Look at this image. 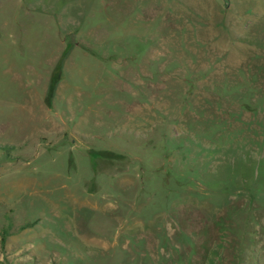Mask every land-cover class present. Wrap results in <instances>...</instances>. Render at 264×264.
<instances>
[{"label":"rangeland","instance_id":"rangeland-1","mask_svg":"<svg viewBox=\"0 0 264 264\" xmlns=\"http://www.w3.org/2000/svg\"><path fill=\"white\" fill-rule=\"evenodd\" d=\"M0 264H264V0H0Z\"/></svg>","mask_w":264,"mask_h":264}]
</instances>
